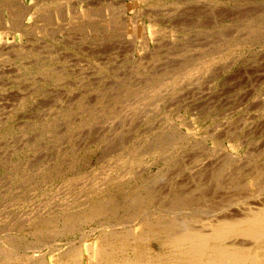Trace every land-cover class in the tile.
Segmentation results:
<instances>
[{"label": "rangeland", "instance_id": "obj_1", "mask_svg": "<svg viewBox=\"0 0 264 264\" xmlns=\"http://www.w3.org/2000/svg\"><path fill=\"white\" fill-rule=\"evenodd\" d=\"M4 2L0 264H53L157 209L202 227L264 195V0Z\"/></svg>", "mask_w": 264, "mask_h": 264}, {"label": "bare ground", "instance_id": "obj_2", "mask_svg": "<svg viewBox=\"0 0 264 264\" xmlns=\"http://www.w3.org/2000/svg\"><path fill=\"white\" fill-rule=\"evenodd\" d=\"M6 1L9 2V0H5V2H4L5 4H7ZM180 70H181V68H180ZM179 139H181V138H179ZM163 140H165V139H163ZM132 151L134 153V150H132ZM227 156H228V154H227ZM99 158H101V157H99ZM100 165H102V164H100ZM256 168H258V167H256ZM257 173H259V172H257V170H256V175L257 176L261 175V173H259V174H257ZM254 174H255V172H254ZM254 177H255V175H254ZM259 178L261 179L260 176H258V179ZM255 179H257V177ZM244 185H245V183H244ZM132 190H134V189H132ZM200 190H201V188H200ZM152 193H154V192H152ZM146 194H149V192H147ZM183 195L181 197L178 196V198H176V200L174 202L171 201L173 198H170V202L173 203L174 208L176 207L178 209L179 207H184V208L186 206L188 207V205L191 203V201L194 200V199L192 200L193 196L191 198L187 195H185V196H183ZM258 195H262V193H260ZM256 199H257V202H255L254 205L251 204V202H248V203L246 202L247 208H245L242 205L243 203L242 204L240 203L238 211H235V210L232 211L231 209H229L228 210L229 212H227V211L225 212L223 210V212H224L223 215H220L221 213H219V217L217 216L216 219L215 218L214 219L205 218L206 221L205 220L202 221L203 225H201L198 222L202 227H198V225L195 224V219L192 218V215L190 217H188L189 215L188 216L184 215L187 217H184V216L181 217L179 215L173 216V215H171L172 212L169 211V209H168V212H170V215L172 217H170L169 215H168L169 216L168 217L166 215V213H163L161 211L157 212L158 209L156 210L155 213H152L151 215L143 216L141 214V216H143V217H139V220L136 223V225L138 224L140 226V230H136V228L134 227L135 223L130 224L131 226L128 225V227H123L121 230H119V228L118 229H116V228L112 229L109 227H105L104 228L105 234H104V236L102 235L103 238L101 237L100 242H97L96 245L91 244L88 241H85L86 242L85 245H79V246L74 245V246L66 249L64 252L62 251V253L57 258L54 259L53 264H79V261H81L83 258L85 261L84 264H264V195L257 196ZM107 201H105V203ZM115 201H113V203ZM143 201H144L143 198H141V199L140 198L139 199L134 198L133 199L132 207H133V205L136 206L134 214H138V215L140 214L141 209H142L140 207L142 206ZM147 201H149V200L147 199ZM147 201H146V203H147ZM151 201L152 200H150V202ZM86 202H87V200H86ZM164 202H162V203H164ZM148 203H147V205H148ZM79 204H80V202H79ZM145 205H144V208H145ZM160 205H162V204H160ZM127 206H128V204H127ZM225 206H227V205H225ZM86 208L88 209L90 207H84V209H86ZM100 208L105 209L103 206H101ZM165 208H166V206H165ZM244 208H245V210H243ZM71 209H69V210H71ZM99 209L98 208L95 209V207L93 209L90 208V210H93L95 213H98V211L100 212L101 210H99ZM149 209L146 208V210H149ZM63 210H65V209H63ZM118 210H119V208H118ZM244 211H245V213H244ZM94 212H92V214H91L92 216H93ZM106 212H107V210H106ZM116 212H117V210H116ZM174 213H175V211H174ZM84 214H87V213L84 212ZM144 214H146V213H144ZM176 214H177V212H176ZM113 215H115V214H113ZM75 216H77V215H75ZM99 216H101V215H99ZM179 217H181V218H179ZM198 219H199V217H198ZM87 220H89V219H87ZM201 220H203V219L200 218V221ZM77 221H79V219ZM80 221L82 223V220H80ZM85 221H84V223H85ZM90 221H91V218H90ZM196 223H197V221H196ZM111 224H113V223H111ZM43 225H45V224H43ZM71 226H73V225L71 224ZM19 228H20V226H19ZM27 234H29V233H27ZM61 235H62V232H61ZM9 247H7V248H9ZM12 248H14V246H12ZM32 249H34V248H32ZM0 253H3V251H1ZM5 253H3V255H6ZM11 254H14V253H11ZM7 256H8V253H7ZM29 259H31V258H29ZM26 261H27V259H26ZM82 262H83V260H82ZM30 264H34V263L31 262ZM37 264H47V262L45 261L44 258L42 259V257H41V261H39V263H37Z\"/></svg>", "mask_w": 264, "mask_h": 264}]
</instances>
